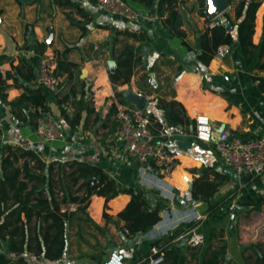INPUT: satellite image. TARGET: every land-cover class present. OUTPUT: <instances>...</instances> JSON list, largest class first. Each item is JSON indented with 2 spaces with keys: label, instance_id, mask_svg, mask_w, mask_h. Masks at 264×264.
Wrapping results in <instances>:
<instances>
[{
  "label": "crops",
  "instance_id": "crops-1",
  "mask_svg": "<svg viewBox=\"0 0 264 264\" xmlns=\"http://www.w3.org/2000/svg\"><path fill=\"white\" fill-rule=\"evenodd\" d=\"M72 1L78 4L79 9L77 5L60 6L54 0H0V126L3 141L32 147L48 162H54L55 166H63L73 160L99 165L116 180L118 188L139 187V163L125 151L119 135L114 108L117 96L109 69V62L115 60L117 63V58L130 46L137 61L131 83L120 86L119 90L124 93L131 85L134 92L148 98L145 110L154 113L161 122L162 130L157 134H165L158 135L157 141L171 151L177 160L171 178L175 186V199L172 203L163 199L164 209L172 204L181 210L209 213V218L198 228L204 235V243L200 245L203 246L202 254L206 253L216 230H225L223 245L229 247L231 240H234L245 247L252 236L260 234L258 224H264V202L260 203L264 197V175L253 178L238 173L225 164L213 143L200 141L195 135L196 116L199 114L210 116L217 133L229 130L232 135L245 139L264 134V95L257 90L258 81L253 79L254 76H264V71L253 68L257 55L248 65L241 50L238 22L235 20V5L239 0H233L225 12L234 24L225 13L212 18L225 24L227 29L228 25L232 26L228 30L233 34L234 45L225 58L215 56L208 66L198 59L201 36L209 27L207 18L200 14L199 0H178L188 45L180 37L171 35L158 17L156 5L147 7L127 0L140 15L138 20H127L100 10L95 0ZM263 16L264 0L256 13L255 44L262 41ZM83 27L86 28L84 35ZM124 32H134L140 37L134 38ZM67 48L69 51L64 57L78 64L72 70V77L68 78L67 73L60 75L62 84L58 90L38 86L35 80L43 57L53 53L60 56ZM21 64L33 67L34 78L31 82L17 74L16 81L12 77L7 78V72H15L13 67ZM27 87L43 90L46 95L45 112L56 118H64L63 102L73 104L76 117L73 123L67 118L63 120L65 130L61 140H43L36 126L27 121L19 122L15 116L16 108L11 103ZM159 98L165 102L175 100L181 103L183 114L189 118V122L185 121L182 125L175 123L161 108ZM31 110L35 112L36 109L33 107ZM26 114L28 110L23 116ZM206 170L209 171L210 180L215 178L214 173L224 178V183L209 201L193 198L191 194L193 180ZM130 200L131 195L127 193L112 198L108 202L107 212L114 219L107 221L103 216L105 197L92 196L87 213L90 211L89 221L95 232L86 233L84 237L77 234L71 237L68 234L64 257L59 261L43 263L102 264L91 257H101L104 262L113 252H118L124 254L126 261L132 264L147 256L154 241L145 238L144 234L151 227L132 236L126 232L125 222L118 218ZM75 205L73 210L78 207ZM65 206L63 210L67 209ZM226 216L229 218L226 226H215ZM77 220L79 223L84 220L81 213L69 225ZM77 226L75 233L82 228ZM182 227H177L171 237ZM139 238L140 243L137 242ZM72 240L74 242L71 243ZM200 246L192 247L184 239L169 247L177 248L179 264H184L188 249Z\"/></svg>",
  "mask_w": 264,
  "mask_h": 264
},
{
  "label": "trees",
  "instance_id": "trees-1",
  "mask_svg": "<svg viewBox=\"0 0 264 264\" xmlns=\"http://www.w3.org/2000/svg\"><path fill=\"white\" fill-rule=\"evenodd\" d=\"M60 6H74L72 0H54ZM147 7L156 5L157 15L163 20L171 35L180 37L185 44L186 32L182 28L183 21L178 9V0H134ZM233 3V0H229ZM200 14L209 22L208 29L201 36V52L199 61L208 66L215 57L216 51L221 45L228 44L232 48L234 37L226 25L215 20L208 13V0H199ZM263 0H239L235 5V20L237 24L238 41L246 60L251 64L257 55V61L253 68L264 71V31L260 44L253 42L255 33L256 13ZM227 19L234 24L228 13ZM213 23V26H210ZM264 23V16H263ZM84 35L86 28H81ZM122 33V32H120ZM134 38L140 36L134 32H124ZM142 37V36H141ZM69 48L60 55L57 74L67 73L72 77V70L78 64L64 57ZM137 56L130 46H127L117 58V70L110 73L115 95L121 101L129 103L120 86L130 84L133 76ZM13 71L7 72V78L17 80L16 74L31 82L34 78L33 67L30 64L17 65ZM258 81L257 90L264 95V76H254ZM18 97L12 106L14 114L19 122H28L36 126L41 116V111H46V95L41 88H30ZM161 108L166 111L169 118L177 124L189 122L184 116V107L177 101L165 102L159 98ZM35 108V112L31 108ZM19 111H18V110ZM28 110V114L23 113ZM154 123L153 130L159 133L162 124L154 113H147ZM67 120L74 122V118ZM186 117V118H185ZM68 178L77 186V192L65 184L63 175L60 176L62 197L56 188L55 174L57 168L54 162H48L32 147L20 144H10L3 141V130L0 126V264H42L43 261L61 260L68 247L69 222L78 213H87L91 198L94 195L103 196L106 199L104 218L107 221L114 218L107 212L108 202L119 195L127 193L131 200L118 214V218L125 222V228L134 236L146 231L159 221L164 209L163 198L156 191L142 187L118 188L116 180L107 175L102 167L87 161L73 160L67 163ZM209 170V169H208ZM208 170L192 182L191 194L193 198L209 201L224 183V178L214 173L215 178L210 180ZM60 171H63L60 168ZM153 197L155 201L153 200ZM264 202V197L260 203ZM67 203L77 204L76 210H63L62 205ZM213 233L211 241L214 239ZM165 239V241H163ZM167 238H161L153 244L165 243ZM211 248V242L208 249ZM226 246L220 250L211 251L201 264H221V258ZM164 262L162 264H179L180 254L175 247L164 250ZM134 259L136 256L133 257ZM91 259L103 263V259L92 256Z\"/></svg>",
  "mask_w": 264,
  "mask_h": 264
},
{
  "label": "built area",
  "instance_id": "built-area-1",
  "mask_svg": "<svg viewBox=\"0 0 264 264\" xmlns=\"http://www.w3.org/2000/svg\"><path fill=\"white\" fill-rule=\"evenodd\" d=\"M96 6L111 15L127 20H138L139 13L127 0H95ZM214 25V24H213ZM231 51L228 44L221 45L216 51L217 58H225ZM59 54L44 56L41 60L39 73L36 77L38 86L49 90H58L62 77L57 74ZM64 118H56L48 112L41 111L36 129L45 141H57L64 137V119L75 115L71 102L61 104ZM115 117L119 125V135L124 143L125 151L138 163V179L140 186L154 190L165 201L172 203L175 199V186L171 178L177 166L176 156L157 141L158 135L153 130V121L145 109H140L132 103L120 99L114 100ZM196 137L203 142L213 143L225 164L240 174L253 178L264 175V134L252 139L232 135L229 130L216 132L210 116H196ZM160 137V136H159ZM209 218V213H201L194 209H179L171 204L161 212L156 222L144 235L156 241L163 237H171L179 226L180 232L167 242L152 244L149 254L132 264H162L164 250L172 243L186 240L192 247L204 243V235L199 231V225ZM129 233V230L126 229ZM141 239L137 240L140 243ZM102 264H131L126 261L124 254L113 252Z\"/></svg>",
  "mask_w": 264,
  "mask_h": 264
},
{
  "label": "rangeland",
  "instance_id": "rangeland-1",
  "mask_svg": "<svg viewBox=\"0 0 264 264\" xmlns=\"http://www.w3.org/2000/svg\"><path fill=\"white\" fill-rule=\"evenodd\" d=\"M57 172L55 174V182H56V188L59 191V198L62 197L61 190V183H60V176L63 175V179L65 180V184L69 186L73 192H77V186L73 185L71 180L67 176V172L69 171L67 164H63L56 166ZM60 168L63 169V171H60ZM67 208L66 210H73L76 208L75 204H63V206ZM90 217V211L86 214L81 213V218L84 219L82 223H79L78 220L75 222H72L69 225V235L75 236L80 235L83 236L86 235V233L93 234L95 232L94 228L91 226V222L89 221ZM248 220H250V214L248 215ZM229 221L228 216L222 221L220 224H216L215 226L221 227L226 226ZM240 222V221H239ZM77 225H80L82 228L79 229L78 233H75V231L78 229ZM258 229H261L260 234H256V236H252L250 243H248L245 247H243V244H239L237 241L231 240V245L226 246L225 253H223L221 258V264H264V224H258ZM215 237L211 241V248L204 252L202 254V247L199 248H189L188 250V256L183 261L184 264H201V262L204 260L205 255L207 256L211 253V251H219L220 247L224 244V235L225 230L220 231L216 230ZM239 235V234H238ZM80 239H82L80 237ZM255 239V240H254ZM74 240V239H73ZM71 241L74 242V241ZM83 241V240H82ZM44 262V261H43ZM42 262V264H44Z\"/></svg>",
  "mask_w": 264,
  "mask_h": 264
},
{
  "label": "water",
  "instance_id": "water-1",
  "mask_svg": "<svg viewBox=\"0 0 264 264\" xmlns=\"http://www.w3.org/2000/svg\"><path fill=\"white\" fill-rule=\"evenodd\" d=\"M229 6V0H208V13L213 19H215L225 13ZM231 27V25H228V29H231ZM109 69L111 72H116L117 63L115 60L109 62ZM123 94L129 103L137 105L140 109L146 108L148 98L142 94L134 92L131 85H129V90L124 91Z\"/></svg>",
  "mask_w": 264,
  "mask_h": 264
}]
</instances>
